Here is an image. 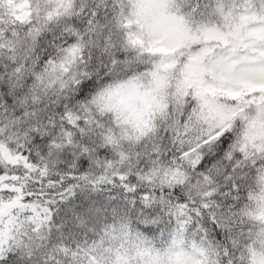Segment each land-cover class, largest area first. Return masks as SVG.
<instances>
[{
  "label": "snow or ice",
  "instance_id": "obj_1",
  "mask_svg": "<svg viewBox=\"0 0 264 264\" xmlns=\"http://www.w3.org/2000/svg\"><path fill=\"white\" fill-rule=\"evenodd\" d=\"M0 264H264V0H0Z\"/></svg>",
  "mask_w": 264,
  "mask_h": 264
}]
</instances>
